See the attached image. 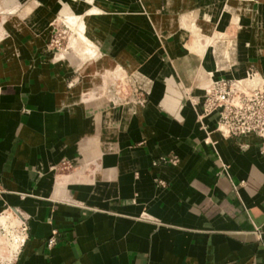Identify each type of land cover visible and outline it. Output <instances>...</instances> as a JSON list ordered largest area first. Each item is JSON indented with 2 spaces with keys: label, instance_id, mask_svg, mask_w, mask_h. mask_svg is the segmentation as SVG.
<instances>
[{
  "label": "crops",
  "instance_id": "0c3cea01",
  "mask_svg": "<svg viewBox=\"0 0 264 264\" xmlns=\"http://www.w3.org/2000/svg\"><path fill=\"white\" fill-rule=\"evenodd\" d=\"M118 2L76 66L38 38L57 30L52 0H0V264H264L262 141L198 122L213 58L203 38L187 47L234 31L240 68L264 79V0ZM114 66L146 103L100 95ZM21 220L12 256L4 227Z\"/></svg>",
  "mask_w": 264,
  "mask_h": 264
},
{
  "label": "built area",
  "instance_id": "2783aa9c",
  "mask_svg": "<svg viewBox=\"0 0 264 264\" xmlns=\"http://www.w3.org/2000/svg\"><path fill=\"white\" fill-rule=\"evenodd\" d=\"M256 75V72L248 69L244 81L227 78L212 81L202 98L197 120L203 125V119L215 113L216 129L221 134L226 137L256 135L262 141L261 152L264 153V80H256ZM111 88L115 89V86ZM4 231V242L14 256L15 249L18 250L26 237V223L21 220L15 225H5ZM54 243L55 238L52 235L47 244Z\"/></svg>",
  "mask_w": 264,
  "mask_h": 264
},
{
  "label": "bare ground",
  "instance_id": "6f19581e",
  "mask_svg": "<svg viewBox=\"0 0 264 264\" xmlns=\"http://www.w3.org/2000/svg\"><path fill=\"white\" fill-rule=\"evenodd\" d=\"M118 1H120V0H52V3L54 6L58 7L57 10L61 11V14H59V15L64 20H66L68 23H70L72 26L77 28L79 37L81 39L86 40L89 43L88 47H86L84 49L86 51L90 52L92 55L94 53L92 48L93 47L95 48V45H97V41L95 40V37H94L95 32H93V30H91L89 28L100 26V24L98 25L97 21L102 20V22H103V21H105V19H109L111 17V13H119V12L123 11L125 4H123L124 2L121 3ZM132 5H133V3H132ZM133 6H132V8H133ZM110 7H112L113 10H111ZM104 27H106V26H104ZM100 29H102V28H100ZM214 42L217 44V47H219V49H223V46H225L226 50H229V51H231L232 49L233 50H232V53L229 54V56H227V55L225 56L224 54L221 55V52H220L219 57L221 60H219L218 63L212 57L213 58V60H212L213 67L210 70V73H211V76L213 77V79L219 80V79L228 77L230 79H235V80H239V81L246 80L248 71L246 72L245 70H242L236 61L237 49L235 48L234 40L232 38L228 39V34H226V33L223 34L222 32H219L218 37L214 39ZM208 51H209V49L206 52H208ZM216 51L219 52V50H216ZM209 53H210V51H209ZM71 59H72V55H69L66 52L62 53V54H53V56H52V61H54L56 63H66V64L72 65ZM207 61L208 60H206V64L208 63ZM115 71L116 72H114V73L116 75H112V79H110V83L108 84V87L107 86L106 87L108 89L107 92L113 98L112 100L115 102H118V99H119L118 96L120 93V89L118 90L117 87L121 86V85H119V79H123L122 81H123L124 85L126 83L128 84L129 82L132 83V79L134 77L140 82L142 80H140L137 76H134L131 74L129 75L128 73L124 72L121 69L115 70ZM215 80H213V81H215ZM256 80H264V79L259 74H257ZM104 83H105V81H104ZM209 84L205 88V91L202 94V98H203L205 92L207 91ZM111 86H113V87L115 86V89H112ZM104 87H105V84H104Z\"/></svg>",
  "mask_w": 264,
  "mask_h": 264
},
{
  "label": "rangeland",
  "instance_id": "374dc122",
  "mask_svg": "<svg viewBox=\"0 0 264 264\" xmlns=\"http://www.w3.org/2000/svg\"><path fill=\"white\" fill-rule=\"evenodd\" d=\"M14 0H5V3L8 4L13 3ZM41 5V4H39ZM8 11H11L12 8H7ZM60 11V10H57ZM51 15V14H50ZM50 15H45L44 18H49ZM56 17H58V23L56 24L57 30L55 31L52 26V20H50L45 27L39 31L38 38H41L44 41H47L46 44L43 46L45 51H48L51 54H62V53H68L69 55H72V65L80 66L83 64L84 61L96 59L98 55V45H95V48L93 47V54L91 55L90 52L86 51L84 48L88 47L89 43L81 39L78 34L77 28L72 26L70 23H68L66 20H64L59 14H55ZM50 19V18H49ZM52 37H50V32H52ZM219 32L224 31H212L213 35H210V38L204 37L201 33L198 35V38L196 37V34L194 35L193 41L197 39L200 41V38H203V41H205L207 44V47H209V51L212 55V57L215 59V61L218 63L220 59L219 53L221 52V55L224 54L225 56H229L230 53H232V50H226V47L223 46V49H219L217 47V44L214 42V39L218 37ZM227 34V33H226ZM228 35H234V31H228ZM8 36V35H7ZM203 36V37H202ZM9 37V36H8ZM3 38V35L0 36V39ZM229 39V38H228ZM197 41L192 46H187L189 49L193 48L195 49L198 45L196 44ZM236 48V47H235ZM84 49V50H83ZM216 50H219L216 51ZM123 70L124 72L128 73L129 75H135V73H131L130 71H127L121 66H114L112 68L103 69V71L100 74V82H99V90L100 95L108 97L110 100H112L111 95L107 92L108 84L110 83V79H112V75H116L114 72L115 70ZM253 72H255L254 69H252ZM140 79V78H139ZM123 79H119V85L117 88L120 89V93L118 96V102H122L124 99H134L135 102H141L142 104L146 103L148 101V91L142 86L143 82L138 81L135 77L132 79L134 83L129 82L125 85L123 84ZM215 80V79H214ZM105 81V83H104ZM132 81V82H133ZM213 81V80H212ZM105 87H104V84ZM107 86V87H106ZM143 89V90H142ZM113 96V95H112Z\"/></svg>",
  "mask_w": 264,
  "mask_h": 264
}]
</instances>
